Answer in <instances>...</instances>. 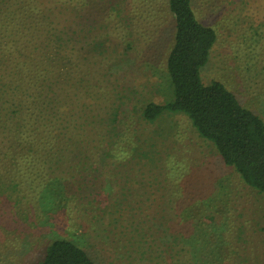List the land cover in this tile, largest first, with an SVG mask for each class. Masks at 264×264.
Returning <instances> with one entry per match:
<instances>
[{"label": "trees", "instance_id": "obj_1", "mask_svg": "<svg viewBox=\"0 0 264 264\" xmlns=\"http://www.w3.org/2000/svg\"><path fill=\"white\" fill-rule=\"evenodd\" d=\"M117 1L0 0V196L9 197L15 206L29 200L35 215L61 200L70 205L87 199L83 188L87 190L92 178L87 183L77 176L92 177L100 170L104 192L111 191L122 174L132 177L129 184L133 186L140 184L139 176L146 177V187L157 186L164 204L158 209L145 204L135 207L132 196L140 200L152 192H128V198L123 195L115 202L112 214L119 220L114 230L132 236L131 240L141 236L139 254L144 260L152 252L161 259L169 255L174 259L171 264H185V226L195 216L176 185L156 176L150 179L142 171V161L153 156L147 144L139 147L145 139L129 126L118 80H110V71L116 69L111 68L124 63L112 52L128 40L126 33L134 27L130 20H108L114 15L111 11H118ZM164 3L174 24L165 57L171 97L161 105H145L142 120L154 122L164 113L185 115L196 133L213 145L223 164L264 195L263 119L244 107L223 83L202 81L201 69L209 61L216 33L196 19L190 0ZM105 5L109 12L102 11ZM89 8L97 10L100 20ZM110 35L120 41L113 49L106 43ZM169 160L163 154L156 161L165 167ZM164 172H158L159 177ZM118 188L122 191V185ZM101 195L102 189L85 204L94 207L96 220L104 214L97 200ZM42 257L37 264H95L82 247L65 238L47 243Z\"/></svg>", "mask_w": 264, "mask_h": 264}, {"label": "rangeland", "instance_id": "obj_2", "mask_svg": "<svg viewBox=\"0 0 264 264\" xmlns=\"http://www.w3.org/2000/svg\"><path fill=\"white\" fill-rule=\"evenodd\" d=\"M117 3L118 11H111L114 15L107 16L108 20L114 23L130 20L134 27L127 31L128 40L121 42L124 45L119 44L112 52L124 63L111 68L116 69L110 71L113 76L110 80H118V94L127 105L123 110L131 120L129 126L145 139L139 142V147L147 144L146 150L153 156L142 161L146 165L140 162L142 171L150 179L156 176L176 185L185 197L186 208L195 216L185 226L187 255L183 262L264 264V195L246 186L232 168L223 164L213 145L196 133L185 115L164 113L154 122H144L140 116L148 103L161 105L171 97L165 57L173 40L174 24L164 0H118ZM190 3L196 19L211 27L217 36L209 61L201 69L202 81L223 83L244 107L264 121V0H190ZM106 6L101 7L102 11L109 12ZM89 9L100 20L97 10ZM108 40L111 49L120 42L111 35ZM127 58L129 61L125 62ZM163 154L170 159L165 167L156 161ZM165 170L159 177L158 172ZM98 173L100 170L92 177L86 174L76 178H86L87 183L88 177L92 178L87 190L83 188L88 200L102 189L103 195L97 200L104 214L99 220L94 207L85 205L87 199L72 201L70 205L61 200L58 205L44 206L39 214L33 215L29 200L15 206L9 197L0 196V264H37L44 256L45 245L60 238L76 242L95 264L152 261V264H166L163 260L171 264L174 259H169V255L161 259L152 252L144 260L139 254L143 245L139 241L141 236L131 240L132 236L120 235V231L114 230L119 218L112 214L116 200L121 201L123 195L128 198L132 190L139 194L144 190L152 192L140 200L130 194L134 195L130 198L133 206L145 204L155 209L164 204L165 197H160L163 193L157 186L147 188L146 177L139 176L140 184L133 186L129 184L132 177L124 178L123 174L115 177L118 182L111 186V191L104 192L100 181L103 177ZM121 185L122 191L118 188ZM1 189L4 194L6 189ZM159 218L158 215L156 219Z\"/></svg>", "mask_w": 264, "mask_h": 264}]
</instances>
